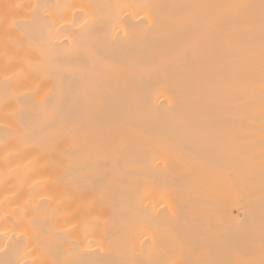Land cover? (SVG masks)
<instances>
[{
    "label": "bare ground",
    "instance_id": "6f19581e",
    "mask_svg": "<svg viewBox=\"0 0 264 264\" xmlns=\"http://www.w3.org/2000/svg\"><path fill=\"white\" fill-rule=\"evenodd\" d=\"M0 264H264V0H0Z\"/></svg>",
    "mask_w": 264,
    "mask_h": 264
}]
</instances>
